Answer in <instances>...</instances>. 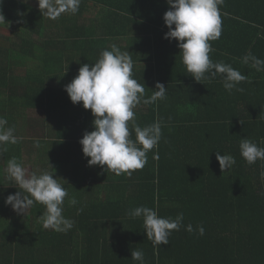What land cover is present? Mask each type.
<instances>
[{
  "label": "trees",
  "instance_id": "obj_1",
  "mask_svg": "<svg viewBox=\"0 0 264 264\" xmlns=\"http://www.w3.org/2000/svg\"><path fill=\"white\" fill-rule=\"evenodd\" d=\"M0 9L14 30L0 42V116L8 114L18 137L22 133L15 121L20 107L45 116L40 124L42 140L32 142L33 147L44 171L52 172L53 164L62 166L58 171L62 175L54 178L68 191L63 215L73 222L66 232L45 229L39 220L46 210L43 204L34 203L26 214L6 205L7 196L20 189L14 181L10 186L3 179L6 169L0 165V264H140L131 258L133 249L143 251V264H264V180L260 178L264 160L249 165L239 147L241 139L248 138L264 148L263 101L253 100L252 120L244 125L162 128L158 149L149 151L145 167L131 176L101 177L107 171L99 165L89 166L90 157L53 161L52 146L57 147L55 156H67L82 150L79 141L84 133L95 130L53 82L60 73L56 67L63 60L62 51L70 49L67 44L89 48L88 38H98V34L95 30H82V34L60 30L67 16L51 20L18 0H3ZM164 23L162 17H155L152 33L160 40L157 47L174 50L177 40L165 39L168 31L159 29ZM156 56L161 60L162 53L156 51ZM167 66L172 68L170 62ZM155 115L153 111L154 119ZM17 146L6 144V163L8 153ZM178 149L183 152L182 161L177 158ZM157 150L159 158L154 159ZM216 151L232 155L235 165L222 172ZM117 191L123 192L119 195ZM105 193L106 198L86 200L88 194ZM72 197L78 202L74 206L68 203ZM139 206L153 208L161 217L175 218L183 212L184 226L172 232L168 245L154 246L147 239L143 217L128 215ZM188 224L194 230L203 225L205 234L188 232Z\"/></svg>",
  "mask_w": 264,
  "mask_h": 264
},
{
  "label": "clouds",
  "instance_id": "obj_2",
  "mask_svg": "<svg viewBox=\"0 0 264 264\" xmlns=\"http://www.w3.org/2000/svg\"><path fill=\"white\" fill-rule=\"evenodd\" d=\"M28 3V0H23ZM170 10L164 14V21L169 31L164 38L179 41L182 62L197 82L222 77L224 88L231 92L243 91L237 85L246 81L248 77L230 64L213 62L210 53L214 51L210 41L221 36L220 5L223 0H167ZM3 0H0V5ZM81 0H38V7L43 17L56 20L64 13L76 14ZM22 15V14H21ZM0 23H6L2 9H0ZM7 24V23H6ZM173 25L175 27H173ZM244 64H250L256 71H264V60L256 57L250 51L242 57ZM134 62L129 51L113 44L111 50H103L100 58L93 64H83L78 75L71 83L65 85L73 104L82 102L85 109H90L95 117L94 129L85 132L79 141L89 166L99 165L104 171L116 175L127 174L143 169L147 164V153L158 149L162 138V126L159 121L141 127L136 123L134 109L143 102L151 104L158 99H165L167 88L163 83H156V90L150 98H145V86L133 78ZM208 74V75H206ZM8 121L0 116V146L17 144L23 137L15 135L14 127H7ZM135 133V139L132 133ZM39 147V143L35 144ZM240 154L249 165L257 160H264V148L254 141L243 138L240 141ZM3 148V151H6ZM159 158L158 150L153 155ZM221 171L226 172L235 165L236 160L230 154L216 151ZM106 166V167H105ZM7 176L14 181L20 191L9 194L5 200L18 214H26L34 203H41L45 211L39 216L45 229L66 232L73 226V222L63 215V205L68 196L67 189L54 178V173L43 171L40 174L29 172L16 157L8 161ZM264 180V171L260 173ZM69 205H76L75 197L68 201ZM131 218L143 217V227L147 239L154 246L168 245L173 231L183 227L184 213L180 212L175 218L161 217L158 211L139 206L129 211ZM190 233L198 231L205 234L203 225L193 229L191 224L186 226ZM131 258L143 264L144 253L140 249H133Z\"/></svg>",
  "mask_w": 264,
  "mask_h": 264
},
{
  "label": "crops",
  "instance_id": "obj_3",
  "mask_svg": "<svg viewBox=\"0 0 264 264\" xmlns=\"http://www.w3.org/2000/svg\"><path fill=\"white\" fill-rule=\"evenodd\" d=\"M31 8L40 11L38 5L37 8ZM168 10H170V5L167 0H81L79 11L76 14L64 13L61 15L67 16L69 20L66 26L60 30H72L77 34H82V30H85V33L95 30L98 38H88L91 46L85 49H78V46L73 48L72 42L67 44L66 47L70 49L62 51L63 60L56 67V69H60V73L54 76V86H58L63 93H67L65 85L71 83L78 75L80 67L83 64L94 65L100 58L101 52L105 49L111 50V45L115 44L121 51L130 52L134 62L133 78L145 86V98H150L153 95L157 82L163 83L167 88L165 99H158L151 104L141 102L134 109L136 123L141 127L159 121L162 128L171 131L172 128L187 127L221 128L244 125L251 121L253 100L255 102L263 101L264 104V71H256L250 64H244L242 57L250 51L256 57L264 60V0H223V4L220 5L221 36L210 41L214 49L210 53V59L213 62L230 64L248 77L246 81L237 85V87L243 88L242 92L235 89L231 92L227 91L223 86L222 77L219 75L214 79L197 82L187 72L186 66L182 62L181 49L178 47L179 41H177L174 50L157 47L160 40L156 39L152 33L155 28L154 20L155 17L164 19V14ZM173 27L175 26L173 25ZM55 29L57 30V28ZM159 29L169 31L165 23ZM156 51L162 53L161 60L157 59ZM156 62L161 63V66H157ZM169 62L172 64L170 69L167 66ZM166 70H170L169 73ZM76 105L83 114V120L93 123L95 117L91 110L85 109L83 104L82 106ZM7 109L11 112L9 106ZM153 111L156 112L155 119L152 117ZM19 112L20 115L15 122H17L19 132L22 133L19 136L23 139L15 147L14 152L8 153V161L14 156L29 172L40 174L44 171L43 163L32 142L40 140L43 135L41 138L27 136L30 121L29 110L20 107ZM4 118L8 121L7 127H12L8 114H5ZM42 119H45L44 115ZM38 124L42 125V122H38ZM38 124L33 121L31 126L38 128ZM54 126L55 123L52 124V127ZM40 131L42 133L41 128ZM132 138L135 139L134 131ZM3 146L6 148V145ZM56 148L52 146L53 161H64L71 157L86 159L81 149H75V153L68 152L67 156H55ZM6 152L7 150L3 152L4 162L0 164L4 165L5 169L8 164L5 162ZM148 154L150 153L148 152ZM176 155L179 161L183 160L182 151L178 149ZM29 161H32L30 167ZM60 170L62 171V166L59 164L58 166L53 164L51 167L54 176L59 174L61 176L62 174L58 173ZM82 171L86 173L84 169ZM112 174L113 172H106L101 174V177L108 176L109 178ZM3 179L6 181L8 179L11 186L12 180L8 176L6 178V171ZM117 192L120 195L123 191ZM92 195H86V200L106 198V193L94 194L93 198ZM109 196L114 199L119 197L117 195Z\"/></svg>",
  "mask_w": 264,
  "mask_h": 264
},
{
  "label": "rangeland",
  "instance_id": "obj_4",
  "mask_svg": "<svg viewBox=\"0 0 264 264\" xmlns=\"http://www.w3.org/2000/svg\"><path fill=\"white\" fill-rule=\"evenodd\" d=\"M21 2H23V0H19ZM33 7V8H37L38 5V1L36 0H28V3H25V5ZM14 31L12 30V27L8 26L6 23H0V42L3 40H6V36L11 35V32ZM43 115L39 112V111H33V110H29V132L27 134V136H31V137H38L41 138V131H40V125L38 124V122H42ZM35 121V123L38 124V128H34L33 126H31V124H33V121ZM32 163V161H29V167L31 166L30 164Z\"/></svg>",
  "mask_w": 264,
  "mask_h": 264
}]
</instances>
